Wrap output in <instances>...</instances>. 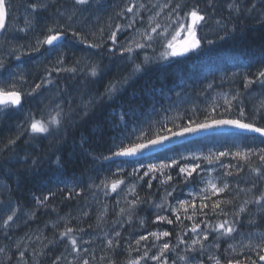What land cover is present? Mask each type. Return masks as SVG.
<instances>
[{
	"label": "trees",
	"instance_id": "trees-1",
	"mask_svg": "<svg viewBox=\"0 0 264 264\" xmlns=\"http://www.w3.org/2000/svg\"><path fill=\"white\" fill-rule=\"evenodd\" d=\"M233 2L187 0V5L182 7L183 15L195 8L205 17L223 22V29L212 39L215 43L202 44L203 52L198 50L181 58L165 59L156 47L136 50L129 60L125 55L114 57L115 53H106L108 46L104 43V47L93 53L102 58L92 67L96 69L95 76L92 70L82 75L71 69L80 59L79 55L87 51L85 44L89 40L86 38H90L91 43L97 41L96 25H92L91 36L83 34V39L69 41L68 34L60 45L53 47L37 43L45 38L49 29L32 28L28 42L33 51L36 48L42 51L49 66L41 78L37 60L28 59L27 67L35 76L27 77V84L33 89L31 95L21 110L13 109L8 121L0 119V147L6 146L0 156V181L8 185L7 192L0 197V249L19 234L37 235L42 229L43 242H30L25 258L28 264H56L72 245L73 238L78 239L84 233L99 237L120 225L119 235L111 240V245H103V253L93 246L91 252L97 255H93L90 264H125L130 253L125 247L132 246L136 250L141 244V241L137 244L140 237L148 236L152 230L169 232L173 243L193 227L227 222L240 223L237 230L245 229L240 222L243 212H238V207L244 205L254 211L255 201L264 194V160L260 159L264 154L261 153L264 138L218 134L147 159L111 161L117 145L138 142L136 138L142 132L152 136L164 126L177 130L174 125L186 124L190 119L239 118L264 126V85L257 81L258 72L264 70V19L261 18L264 0H235L239 11L229 7ZM137 65L142 69L139 72L134 71ZM249 80L257 82L249 84ZM111 86L116 90L109 92ZM226 100L231 101L230 109ZM188 101H194L197 108L180 110L175 115V105ZM241 107L244 117L239 116ZM58 112L61 123L51 126L49 133L20 132L26 120L47 122ZM222 152L226 155L221 156ZM237 152L250 154L244 160L235 155ZM205 157H211L212 162ZM173 160L178 164L171 165ZM151 164L170 166L151 172L148 169ZM197 164L199 168L191 177L179 172L180 167ZM168 176L172 178L169 180ZM117 179L123 183L112 191L111 182ZM212 183L218 188L227 184L228 188L213 194V190H206ZM164 197L165 202L158 211L154 203ZM178 201L189 202L186 212ZM131 203L139 206L130 212L125 205ZM216 203L220 206L214 207ZM8 205L14 207L13 211L27 214V224L24 220L22 229H11L8 225L9 208L5 212ZM162 214L173 223L158 219ZM14 217L20 221L18 216ZM140 218L146 222L144 225ZM257 219H253L252 228L264 222V217L259 218L261 221ZM68 228L73 231L63 235ZM10 246L13 252L17 250L13 244Z\"/></svg>",
	"mask_w": 264,
	"mask_h": 264
},
{
	"label": "rangeland",
	"instance_id": "rangeland-1",
	"mask_svg": "<svg viewBox=\"0 0 264 264\" xmlns=\"http://www.w3.org/2000/svg\"><path fill=\"white\" fill-rule=\"evenodd\" d=\"M96 1L98 2V0H88L86 5H80L77 4L75 0H72L73 5L70 6L69 9H56L53 13H50L48 6H44L42 9L45 11V13L42 14L43 17H37L36 14H34L33 20L36 23L40 21V24H42V26H39V29L43 30L51 28L54 30L60 29L65 33L68 32L67 34L71 35H69V41H74V37L76 36L79 38V40L83 39V34H85V37L89 35L91 36L94 29L92 28V25H96L94 33L97 41L91 43L90 38H86L89 40V43L85 44L87 53H85L83 56L79 55L80 59H78L76 63L72 65L71 70L75 74L84 75L88 70H92V67L99 62V59H102L99 57V55L98 57L94 56L93 53L98 52L97 50L104 47V43L108 46V51L106 53H115L116 57L117 54L118 57H120V55L121 57L125 55L127 59L129 58V60H132V54L136 50H151L157 47L161 52L164 53L167 51V44L169 42H173L176 45H182L187 39V33L180 31V27L182 25L190 24V18L188 17V14L183 15L182 12V7L187 5V0H130L128 9L131 8L132 11L125 10L124 8L116 9L112 6L102 9L99 2L97 5H94V2ZM46 14L47 16L45 17L44 15ZM26 15L28 16L27 21L31 20L33 17V13ZM262 17L264 19V15H261V18ZM101 25L103 26V30L101 29ZM223 27L224 25L221 20H217L213 17H205V20L196 26V32L203 44L204 42L212 40L215 36H217ZM153 28L156 29L155 32L152 31ZM31 31L32 28L29 26L22 25L19 27L17 25H10L8 30L0 37V62H3V60H5L8 56H13L14 54L18 53H28L30 50H32V44L26 39L22 40V36L28 37L31 35ZM177 31H179V35L176 34ZM73 32L79 34V36H73ZM113 33L116 35L115 41L110 39ZM149 36L152 37L151 40L148 39ZM173 36H175L174 41ZM137 44L144 45V47H137ZM93 45H95V47ZM128 48H131L132 51H127ZM181 57L184 56L168 57L167 59ZM36 65L40 67L39 76L43 78L44 74L48 71L47 67L49 66V62H45V58L42 55V57H38ZM19 67L17 66L16 68L14 67L10 69V72H8V77L6 79L4 77L1 78L0 86L7 87L9 83H14L16 88H21L23 90V93L26 95L27 99L31 95V90H33L27 84V77L31 76L32 73L29 71L28 67H25L26 70L22 69L21 66ZM57 69H55L56 75L59 73ZM1 70H3V68ZM37 78L38 76L36 77V80ZM195 108H197V106H195L194 101L178 102V104L175 105V115H178L180 110ZM31 121V119L26 120L27 124L25 125L24 123L20 130L21 133L23 131L32 133L29 127ZM5 150L6 146L0 147V156L2 153H5ZM210 185L206 188V190H212ZM7 190L6 184L3 181H0V197L2 194L6 193ZM165 198L166 197L160 198L154 203L157 210L162 207V204H164L163 202H165ZM130 205H125L126 210H130V212L134 211L139 206L135 205V203H131ZM2 207L4 212V206ZM6 207L9 208L8 215H13L14 213L13 219L8 221V225L11 226V229L16 227L17 229H22L24 220H26L27 223V214H20L17 212V210L13 211L12 209H14V207L11 205L5 206V212ZM242 208H245V206ZM256 208H254V213L264 212V201L257 203ZM254 213L251 214L252 219H256L253 218ZM1 216L2 214H0V217ZM14 216H18L20 221L18 222L17 220H14ZM140 223L141 225H144V219L141 220ZM254 223L255 220L249 223H244L243 225L247 226ZM48 224L49 223H47L46 226ZM238 224L235 223L234 225H231L234 228V231L231 234H222L223 230L219 229L220 224L216 226L206 225L204 227H196V232L190 230L189 232L183 234L179 239L176 238L173 243L170 242L169 236L165 237L160 235L159 238H157L151 235V233L160 234L165 231L161 229L156 231L152 230L150 231V236H144L147 237V239H139V241H141L138 249L139 256H134V253H132L127 264H131V262L134 260H138L139 264H142L143 261H153L155 264H160L159 261L152 259V257L154 255H159V249L165 242H167L171 248L164 254L162 260L166 259L168 264H173V261L175 264H197V261L199 260H202L203 264H215V260L209 259V256H214L221 260L222 255L219 253V249L222 245H233L232 248L226 250V254L229 256L232 253L245 252V250H243L244 246L248 245L250 241L246 235H244V231L242 229H236ZM228 225L230 224L227 223L226 226ZM44 228H46L45 225ZM121 228L122 226L118 225L114 229L115 231L111 230L99 237L84 233L78 239H75L77 241L76 245H71L67 251H65L64 254L56 261V264H74L77 262H79L78 264H83V261L86 260L85 257L89 256L86 254H88L90 250L93 251V249H90L93 246H95L97 251L100 250L103 253V245H108V241L115 238L117 233H120ZM247 229H250V226H247ZM42 233V229H39L37 235L36 233L34 235H27L25 233L24 235L19 234L18 238H13V240L9 239V243L11 245L13 244L17 250L13 252L10 244L0 249V264H28L27 259L25 258V252L30 248V242L39 241L40 244L43 242ZM205 234L208 236L207 240L203 239ZM198 237L203 245V250H201L200 243L193 244V241L197 240ZM193 248H195L196 251H192ZM181 249L182 252L186 253V257H184L182 253H179ZM145 253H147L146 256ZM96 255L97 254L94 256ZM167 255H169L170 258H168ZM193 258H195V260H193ZM87 261L89 262V260ZM106 264H109V262Z\"/></svg>",
	"mask_w": 264,
	"mask_h": 264
},
{
	"label": "snow or ice",
	"instance_id": "snow-or-ice-1",
	"mask_svg": "<svg viewBox=\"0 0 264 264\" xmlns=\"http://www.w3.org/2000/svg\"><path fill=\"white\" fill-rule=\"evenodd\" d=\"M75 2L77 4L80 5H86L88 3V0H75ZM31 7L33 9H35L37 7V5L33 4L31 5ZM230 8H232L235 11H239L240 10V6L239 4L235 3V0L232 4L229 5ZM128 11H132L131 8L128 9ZM8 16V6L5 2V0H0V30H4L6 28V19ZM188 17L190 18V24H186V25H182L180 27V31H184L187 33V39L184 41V43L182 45H176L173 42H169L167 44V51H165L164 53H162V56L167 59L168 57H179V56H185L186 54L190 53V52H197L198 50L203 52V48H202V44H201V40L197 38V32H196V26L205 20V16L200 14V12L193 8L189 13H188ZM26 26H30V21H26ZM153 32L156 31L155 28L152 29ZM49 34L45 36V38L43 39V41H38V45L39 44H47V45H53L55 42L59 41L60 39H62V37L66 34L64 31L62 30H54V29H49L48 30ZM177 35H179V31H177L176 33ZM72 35H78L77 33L73 32ZM110 39H112L113 41L116 40V35L115 33L112 34V36L110 37ZM149 40L152 39L151 36L148 37ZM175 40V36H173V41ZM215 43V41L212 40H208L207 44L209 46L213 45ZM95 47V45H93ZM137 47H144V45L141 44H137ZM38 50V49H37ZM127 51L131 52L132 49L128 48ZM0 67H3V63L0 62ZM141 66L137 65L134 69V71L139 72L141 71ZM93 76L96 75V69L93 68L92 69V73ZM257 81H259L262 85H264V70H261L258 72L257 74ZM257 81H253V80H249L248 83H255ZM40 85L37 84L36 88H39ZM115 91V87L111 86L109 88V92H113ZM235 99V97H234ZM226 104L229 105V109L231 108V101L226 100L225 101ZM22 104V92L20 90H17L16 85L14 83H9L7 85V87L4 86H0V109L3 110H7L8 108L11 107H18ZM213 112L215 111V109L212 110ZM60 113H56V115L52 116L50 119H48L47 122H45L43 119L41 120H36V119H32L29 127L32 133H36V134H47L50 131V127L55 125V126H59V124L61 123L59 117H60ZM245 113L243 108L241 107L239 110V116L240 117H244ZM225 126H229V127H233L236 129H240L243 131H248V132H254V133H259L262 137H264V126H257L256 123H252V122H248L245 119H216L214 117L212 118H206L203 121H197V120H192L190 119L186 124H182V125H174V127L177 130H173L172 128H167L166 126H164L162 128L161 131H156L152 136H148L146 132H142L141 136L137 137L136 140L138 142H130L128 144V146H125L123 143L117 145L118 150L114 151L112 153L113 156L116 157H132V156H137V155H142L146 150L147 151H153L156 149H159L161 147H164L166 145V142L173 140L174 138H181V137H186L189 135H197L200 134L202 132H208L212 129L215 128H220V127H225ZM163 132V134H161ZM11 143H15V141H11ZM261 153H264V149H261ZM249 152H237L235 155L240 157L241 159L247 160L249 157ZM221 156L226 155V153H220ZM110 157H105V159H109ZM181 159H184L183 157ZM205 159L208 160L209 163L212 162L211 157H205ZM260 159L264 160V154L260 155ZM178 161L177 160H173L171 162V165H177ZM170 165L168 164H151L148 166L149 171L151 172H155V171H159L160 169H164L169 167ZM197 168H199V165H195V166H185V167H180L179 168V172L180 173H184L186 174V177H191L192 174L194 172H196ZM145 175H147V173H145ZM172 177L168 176V179L170 180ZM123 181L122 180H114L111 182V189L112 191H116V189L119 187L120 184H122ZM150 186V185H149ZM212 190H213V194H218L221 192H224L227 188L228 185L225 184L222 188H218L215 184H211L210 185ZM105 187H108L107 184H105ZM261 201H264V194H262L259 199L257 201H255L256 203H260ZM188 201H178L179 207L180 208H184L185 212L187 211L186 205H188ZM219 203H216L214 205V207H219ZM193 208H195V205H192ZM202 207H207V205H202ZM121 211H123V209H121ZM241 212H244L245 209L241 208L240 209ZM14 215V213H13ZM13 215H8L7 220L11 221L13 219ZM188 219H191V217H187ZM158 219L161 220H167V223L171 224L173 223V221L171 219H167L166 217H158ZM176 219H179V216L176 217ZM227 222L225 223H221L219 225V229H222L223 232L222 234H231L234 231V228L231 225L226 226ZM73 231V229L68 228L66 230V232L63 234L65 236L69 235V233H71ZM193 232H196L197 229L196 227L192 228ZM117 235H119V233H117ZM152 236H155L157 238H159L160 235H163L165 237L169 236L170 233L165 231L163 233L157 234V233H151ZM141 240L147 239V237L141 236L140 237ZM204 240L208 239V236L205 234L203 236ZM71 243L73 246L76 245L77 241L75 239L71 240ZM109 245L112 244V241L109 240L108 241ZM140 241H137V244H139ZM201 244V250H203V245L199 239V237L197 238V240L193 241V244ZM218 247V245H217ZM170 249V245L165 242L162 247L159 249V255H154L152 257V259H155L157 261L160 262V264H168V261L166 259L162 260V257L164 256V254L166 252H168ZM192 251H196L195 248L192 249ZM147 255V253H145V256ZM209 259H213L215 260V264H221L220 260L214 256H209ZM259 259L261 261H264V255H260ZM193 260H195V258H193ZM83 264H88V261L85 260L83 261ZM131 264H139L138 260H134L131 262ZM173 264H175V262L173 261ZM197 264H203L202 260L197 261ZM228 264H232L231 261L228 262ZM236 264H240V261H236ZM252 264H255V261L252 262Z\"/></svg>",
	"mask_w": 264,
	"mask_h": 264
},
{
	"label": "flooded vegetation",
	"instance_id": "flooded-vegetation-1",
	"mask_svg": "<svg viewBox=\"0 0 264 264\" xmlns=\"http://www.w3.org/2000/svg\"><path fill=\"white\" fill-rule=\"evenodd\" d=\"M5 2L8 6V19H7V25H6V28H5V31L3 32V34L8 30L10 25H17L19 27L22 25L26 26V21L28 18V16L26 14H29V13H33L32 19L29 20L30 21L29 27L39 29L40 28L39 26H42V24H40V21L36 23L33 20L34 14H36L37 17H43L41 15V12H42V14L45 13V11L42 10L44 8V6H48V10L50 13H53L56 9L66 10V9H69V7L73 5L72 3L74 1L72 2V0H69V1H64V0H5ZM98 2L100 3V7L102 9H106V8H109V6H112L116 9L124 8L125 10H128L130 0H98ZM98 2L97 1L94 2V5H97ZM33 4L37 5V7L35 9H33L31 7V5H33ZM43 4H45V5H43ZM28 8H29V10H28ZM72 8H74V7H72ZM36 31H38V30H36ZM67 35L68 34H65L66 37H67ZM22 37H23L22 40L26 39L28 41L27 36L26 37L22 36ZM38 57L39 58L42 57V51L39 50V48H36L34 51L32 49L28 53H18V54H14L13 56H8L2 62L3 67H0V80L2 77H4L6 79L8 77V72H10V69H12L14 67L16 68L17 66L18 67L21 66L22 69L26 70L25 67L28 66L27 65L28 59L31 58L29 60H37ZM117 57H118V54H117ZM2 68H3V70H1ZM17 90H20L22 92V95L26 100V95L23 93V90L21 88H17ZM13 109H15V108L11 107V108H8L7 110L0 109V115L4 116V114H6L4 116V118H3V116L2 117L0 116L1 121H4V120L8 121V119H10V114L13 111ZM16 110H19V109H16ZM161 216L166 217L167 219L169 218V217H167L166 214H162ZM256 216L258 218L264 217V212L254 213L253 218H257ZM262 220H264V219H262ZM263 224L264 223H262V225L260 224V227L250 229L249 231L243 230L244 235H246V237L250 241L248 245L244 246L243 250H245V252H243V253H241V252L232 253L229 256L226 254V250L232 248L233 245L225 244V245L220 246L219 253L222 255L221 260H220L221 264H228L229 261H231L232 264H236V261H240V264H252L253 261H255V264H264V261H261L259 259L260 255H264V226H263ZM92 248H90V249H92ZM125 248L129 249L127 251L130 252L129 256L126 257L125 264H127L128 260L131 258L132 253H134V256H137V257L139 256V252H138L139 246L136 250L134 249V247L128 246V245ZM179 253H182L184 255V257H186V253L182 252V249L179 251ZM86 255L91 256V257H89V256L85 257L86 260H89L88 263L90 264L91 259L93 258L94 254H92V252L90 250V252ZM134 256H133V258H134ZM167 256H168V258H170L169 255H167ZM110 263L116 264L115 262H109V264ZM142 264H155V263L153 261H143Z\"/></svg>",
	"mask_w": 264,
	"mask_h": 264
},
{
	"label": "water",
	"instance_id": "water-1",
	"mask_svg": "<svg viewBox=\"0 0 264 264\" xmlns=\"http://www.w3.org/2000/svg\"><path fill=\"white\" fill-rule=\"evenodd\" d=\"M7 19H8V16H7ZM7 19H6V25H7ZM4 31H5V29L0 30V36L3 34ZM197 38L199 39L198 34H197ZM64 39H65V36H63L62 39L55 42L53 45H47L46 44V46L47 47H53L55 45L61 44L64 41ZM201 44H202V42H201ZM24 100H25V98L22 95V104L18 107H15V108L19 109L21 106H23ZM224 119H229V118H224ZM218 134H242V135L262 137L259 133L243 131V130L236 129L233 127L225 126V127L212 129L208 132H202V133L197 134V135H189L186 137L174 138L173 140L166 142V145L164 147H161V148L153 150V151H147L146 150L142 155H137V156H132V157H123V156L116 157V156H114L111 158V161H115V160H118V161H139L142 159H147V158L153 157L155 155H158L162 152L168 151L174 147L180 146L182 144L192 142L195 140H199V139H202V138H205L208 136L218 135ZM262 138H264V137H262Z\"/></svg>",
	"mask_w": 264,
	"mask_h": 264
},
{
	"label": "bare ground",
	"instance_id": "bare-ground-1",
	"mask_svg": "<svg viewBox=\"0 0 264 264\" xmlns=\"http://www.w3.org/2000/svg\"><path fill=\"white\" fill-rule=\"evenodd\" d=\"M185 9V8H184ZM225 9V8H224ZM41 15H42V12H41ZM46 16V15H45ZM251 18V17H250ZM263 18V17H262ZM230 20V19H229ZM258 25V24H257ZM230 28V27H229ZM49 29V28H48ZM58 29V28H57ZM58 30H60V29H58ZM47 31V30H46ZM47 34H49L48 32H46ZM68 33V32H67ZM110 34V33H109ZM238 34V33H237ZM236 35V34H235ZM69 37V36H68ZM74 39H75V41L76 40H78L79 41V38L76 36V37H74ZM207 42V41H206ZM78 43V42H77ZM79 44V43H78ZM205 44V43H204ZM58 45H60V44H58ZM58 45H55V46H58ZM81 46V45H80ZM241 46V45H240ZM233 47V46H232ZM45 50V49H44ZM125 50V49H124ZM98 51V50H97ZM106 51V50H105ZM48 52V51H47ZM152 52V51H151ZM51 53V52H50ZM87 53V52H86ZM193 53V52H192ZM48 54V53H47ZM46 54V55H47ZM103 54V53H102ZM133 55V54H132ZM114 57H116V55H113ZM136 56V55H135ZM51 58V57H50ZM131 58V57H130ZM120 59V58H119ZM118 59V60H119ZM129 59V58H128ZM121 60V59H120ZM203 60V59H202ZM117 61V60H116ZM104 65V64H103ZM104 67V66H103ZM144 68V67H143ZM134 69V68H133ZM99 72V71H98ZM125 73V72H124ZM132 74V73H131ZM85 75V74H84ZM133 76V75H132ZM34 77V76H33ZM108 78V77H107ZM109 81V80H108ZM104 82V81H103ZM121 84V83H120ZM125 84V83H124ZM235 84V83H234ZM107 86V85H106ZM251 86V85H250ZM118 87V86H117ZM240 87V86H239ZM107 88V87H106ZM259 89V88H258ZM41 90V89H40ZM116 90V89H115ZM242 90V89H241ZM210 91V90H209ZM223 91V90H222ZM240 91V90H239ZM249 91V90H248ZM263 92V91H262ZM129 94V93H128ZM131 95V94H130ZM244 95V94H243ZM255 95V94H254ZM264 96V95H263ZM128 97V96H127ZM95 98V97H94ZM229 100V99H228ZM234 101V100H233ZM61 103V102H60ZM111 103V102H110ZM249 103V102H248ZM63 105V104H62ZM15 108V107H14ZM21 108H22V106L19 108V110H21ZM235 109V108H234ZM115 110V109H114ZM222 110V109H221ZM264 110V109H263ZM58 111V110H57ZM215 112V111H214ZM262 112V111H261ZM9 115V114H8ZM256 115V114H255ZM4 116H5V114H4ZM4 116H3V118H4ZM87 116V115H86ZM2 117V116H1ZM255 117V116H254ZM7 119V118H6ZM1 126V125H0ZM25 132V131H24ZM127 135V134H126ZM21 138V137H20ZM27 138V137H26ZM18 140V139H17ZM108 140V139H107ZM101 143V142H100ZM22 145V144H21ZM28 145V144H27ZM19 148V147H18ZM30 148V147H29ZM41 148V147H40ZM37 149V148H36ZM186 151V150H185ZM100 152V151H99ZM56 153V152H55ZM26 155V154H25ZM15 156V155H14ZM33 156V155H32ZM61 156V155H60ZM69 156H70V154H69ZM156 156V155H155ZM16 159V158H15ZM46 159V158H45ZM59 159V158H58ZM9 161V160H8ZM33 163V162H32ZM6 164V163H5ZM43 166V165H42ZM11 168V167H10ZM63 168V167H62ZM47 169V168H46ZM3 170V169H2ZM37 170V169H36ZM9 173V172H8ZM19 177V176H18ZM257 179V178H256ZM8 181V180H7ZM131 184V183H130ZM8 186V185H7ZM66 187V186H65ZM91 187V186H90ZM67 188V187H66ZM101 188V187H100ZM192 189V188H191ZM90 190V189H89ZM11 191V190H10ZM192 191V190H191ZM171 192V191H170ZM4 193V192H3ZM9 193V192H8ZM16 193V192H15ZM245 193V192H244ZM33 194V193H32ZM167 194V193H166ZM174 194V193H173ZM165 195V194H164ZM170 196V195H169ZM102 197V196H101ZM173 197V196H172ZM124 198V197H123ZM122 198V199H123ZM99 200V199H98ZM167 201H169V199L167 200ZM170 202H171V200H170ZM91 203V202H90ZM137 203H139V202H137ZM92 204V203H91ZM105 204V203H104ZM168 204H169V202H168ZM13 205H14V203H13ZM23 205V204H22ZM231 205V204H230ZM86 206V205H85ZM88 206V205H87ZM107 206V205H106ZM152 206V205H151ZM103 207V206H102ZM242 207H244V205H240L239 207H238V212L240 211V209L242 208ZM7 208V207H6ZM107 208V207H106ZM105 208V209H106ZM25 209V208H24ZM81 209V208H80ZM110 209V208H109ZM108 209V210H109ZM157 209V208H156ZM163 209V208H162ZM162 209H161V211H162ZM245 211L243 212V214L242 215H240L241 216V218H240V222H241V225H243L244 223H249V222H251L253 219H252V217H251V214L252 213H254V211H251V210H248L249 208H246V206H245ZM257 209V208H256ZM232 210V209H231ZM152 211V210H151ZM150 211V212H151ZM155 211V210H154ZM159 211V210H158ZM167 211H169V210H167ZM165 212V213H168V212ZM21 212V211H20ZM24 212V211H23ZM82 212V211H81ZM150 212L148 213V214H150ZM162 212H164V211H162ZM241 212V211H240ZM18 213H19V211H18ZM153 213V212H152ZM173 213V212H172ZM225 213V212H224ZM21 214V213H20ZM159 214H161L160 212H159ZM158 214V215H159ZM232 214V213H231ZM263 214V213H262ZM52 215V214H51ZM250 215V216H249ZM258 215V214H257ZM87 216V215H86ZM156 216V215H155ZM154 216V217H155ZM74 217V216H73ZM145 217V216H144ZM161 217H163V216H161ZM257 217V216H256ZM258 218V217H257ZM103 219H105V218H103ZM141 219V218H140ZM171 219V218H170ZM131 220V219H130ZM142 220V219H141ZM257 220H259V218L257 219ZM31 221V220H30ZM72 221V220H71ZM78 221V220H77ZM86 221V220H85ZM102 221V220H101ZM108 221V220H107ZM259 221H261V220H259ZM39 222V221H38ZM166 222H167V220H166ZM103 223V222H102ZM146 223V222H145ZM259 223V222H258ZM264 223V222H263ZM27 224V223H26ZM80 224H81V222H80ZM100 224V223H99ZM256 224H257V222H256ZM177 225V224H176ZM258 225V224H257ZM261 225H262V221H261ZM100 226V225H99ZM140 226V225H139ZM146 226V225H145ZM245 226V225H244ZM247 226H250V229H254V228H252L251 227V225L249 224V225H247ZM247 226H245V231H249L250 229H247ZM252 226H253V224H252ZM263 226H264V224H263ZM177 228V227H176ZM178 228H180V227H178ZM178 230V229H177ZM182 230V229H181ZM15 231V230H14ZM13 231V232H14ZM56 231V230H55ZM88 231V230H87ZM90 231V230H89ZM115 231V230H114ZM184 231V230H183ZM182 231V232H183ZM2 232V231H1ZM3 232H4V230H3ZM12 232V233H13ZM16 232V231H15ZM15 232L13 233V236H14V234H15ZM18 232V231H17ZM16 232V233H17ZM8 233V232H7ZM101 233V232H100ZM148 234H149V232H148ZM109 235V234H108ZM60 236V235H59ZM149 236H150V234H149ZM8 237H10L9 235H8ZM127 238V237H126ZM129 238V237H128ZM60 240V239H59ZM58 243V242H57ZM62 243H63V241H62ZM102 243H103V241H102ZM263 244V243H262ZM60 245V244H59ZM65 245V244H64ZM51 246V245H50ZM117 246H118V244H117ZM116 246V247H117ZM116 247H113V248H116ZM119 247V246H118ZM112 248V249H113ZM106 249V248H105ZM109 250H110V248H109ZM126 250H129V249H126ZM121 251V250H120ZM114 252H116V251H114ZM113 252V253H114ZM117 253V252H116ZM115 253V254H116ZM111 255V254H110ZM129 255V254H128ZM57 256V255H56ZM113 256V255H112ZM141 256V255H140ZM111 257V256H110ZM109 257V258H110ZM114 257V256H113ZM108 258V257H107ZM108 258V259H109ZM112 258V257H111ZM105 259V258H104ZM107 259V260H108ZM113 260V259H112ZM70 262V261H69ZM108 262V261H107Z\"/></svg>",
	"mask_w": 264,
	"mask_h": 264
}]
</instances>
